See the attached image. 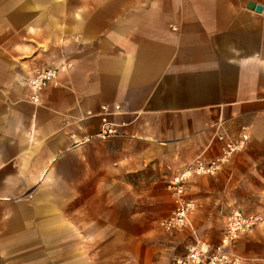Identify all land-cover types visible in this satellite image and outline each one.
<instances>
[{
  "label": "crops",
  "instance_id": "0c3cea01",
  "mask_svg": "<svg viewBox=\"0 0 264 264\" xmlns=\"http://www.w3.org/2000/svg\"><path fill=\"white\" fill-rule=\"evenodd\" d=\"M250 2L264 6L0 0V232L41 241L20 250L42 257L28 264L46 255L94 264L99 245L101 264H172L196 238L220 242L232 209L264 213V10ZM64 65L60 84L31 102L27 77ZM104 105L118 134L100 139ZM245 132V149L187 184L196 233L166 232L170 178L199 156L217 157L218 133ZM26 192L33 198L11 200ZM233 250L244 264H264V223Z\"/></svg>",
  "mask_w": 264,
  "mask_h": 264
},
{
  "label": "built area",
  "instance_id": "2783aa9c",
  "mask_svg": "<svg viewBox=\"0 0 264 264\" xmlns=\"http://www.w3.org/2000/svg\"><path fill=\"white\" fill-rule=\"evenodd\" d=\"M67 66H49L32 73L27 77L26 83L32 93L30 101L39 103L42 92L51 86L60 84L61 72ZM120 105L114 106V111H119ZM114 113L108 105L103 106L101 115L102 127L97 137L107 139L118 134L117 125L111 122L109 116ZM217 139L222 143L220 154L212 159L206 160L199 156L189 162L178 174L168 181V189L173 198L171 213L160 221V226L166 232L180 231L190 228L195 234L192 215L196 209V202L187 196V184L197 175H214L228 164L235 154L245 149L249 141L248 133H243L235 138L227 133H218ZM264 223V213L245 212L240 208L232 209L226 215L224 233L221 241L211 245L205 240L196 238L186 252L176 257L172 264H244V258L237 254L233 247L237 240L254 228Z\"/></svg>",
  "mask_w": 264,
  "mask_h": 264
},
{
  "label": "rangeland",
  "instance_id": "374dc122",
  "mask_svg": "<svg viewBox=\"0 0 264 264\" xmlns=\"http://www.w3.org/2000/svg\"><path fill=\"white\" fill-rule=\"evenodd\" d=\"M169 190V189H168ZM170 191V190H169ZM171 192V191H170ZM172 196V195H171ZM33 198V194L32 192H26V193H22L21 195L17 196V197H13L11 200H15L16 201H22V200H30ZM173 199V198H172ZM2 201V200H0ZM171 209V208H169ZM5 207L3 205H0V222H4L5 220ZM166 215H168L167 211L165 213ZM165 215V216H166ZM163 216V218L165 217ZM4 226L3 224L0 223V228ZM3 235L5 236L6 234L3 232H0V249H1V256H0V260L1 261H5L7 260V264H28V261L30 260H42V257L38 258V256L36 255V253L34 254H30L28 255L26 252L25 254L19 253L20 250L22 248H29L30 252L32 251H36L37 247H38V243L41 241H37V240H11L8 238H4ZM50 243H53V241H50ZM105 245H106V249L111 252V250L114 248V245H112L111 243H109L108 241H104ZM7 247H12V249L16 252L14 254V256L11 258V260H8V257L5 255L4 253V249ZM49 247V246H47ZM71 247V241L70 240H64L61 241V250H59L60 253L58 254H62V253H68L69 248ZM99 250H96L94 252V254L91 256L93 259V263L94 264H101V260H102V256L100 255L99 252H101L102 250V245H99ZM52 249V248H51ZM52 254V252H51ZM69 255L68 254H62V259H66L68 258ZM48 260H52L53 259V255H46V257ZM46 263H42V264H54V262L52 263V261H48ZM55 260V259H54ZM56 261V260H55Z\"/></svg>",
  "mask_w": 264,
  "mask_h": 264
},
{
  "label": "water",
  "instance_id": "95a60500",
  "mask_svg": "<svg viewBox=\"0 0 264 264\" xmlns=\"http://www.w3.org/2000/svg\"><path fill=\"white\" fill-rule=\"evenodd\" d=\"M249 8L256 10L257 12H262L264 10V6L260 3H249Z\"/></svg>",
  "mask_w": 264,
  "mask_h": 264
}]
</instances>
